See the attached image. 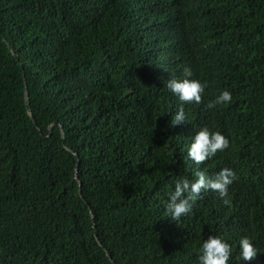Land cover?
<instances>
[{"label": "trees", "instance_id": "trees-1", "mask_svg": "<svg viewBox=\"0 0 264 264\" xmlns=\"http://www.w3.org/2000/svg\"><path fill=\"white\" fill-rule=\"evenodd\" d=\"M186 67L201 104L166 86ZM204 127L230 146L199 165ZM226 167L230 206L167 217L177 180ZM214 235L264 264V0H0V264H201Z\"/></svg>", "mask_w": 264, "mask_h": 264}, {"label": "clouds", "instance_id": "clouds-1", "mask_svg": "<svg viewBox=\"0 0 264 264\" xmlns=\"http://www.w3.org/2000/svg\"><path fill=\"white\" fill-rule=\"evenodd\" d=\"M184 79L171 78L167 81V88L174 93L182 104H201L207 87V82L201 83L196 79H189L192 76L190 68L186 67L183 72ZM232 95L229 91H223L215 100L210 101L206 107L212 109L218 104L230 103ZM187 121L185 110L181 107L173 116L171 124L177 125ZM230 146L229 139L221 132H210L207 127L197 131L188 150L190 157L196 164L202 165L218 152H223ZM198 179L195 182L187 178L177 180L175 190L165 205L167 217L179 222L182 217L191 213L193 205L201 196L202 192L210 190L223 198L225 205L231 204L228 198L229 186L238 179L236 172L231 168H223L214 177H207L204 172L197 173ZM240 255L244 261H251L257 258L259 249L254 246L252 240L243 237L239 241ZM200 261L201 264H228L232 248L229 243L217 236H209L202 244Z\"/></svg>", "mask_w": 264, "mask_h": 264}, {"label": "water", "instance_id": "water-1", "mask_svg": "<svg viewBox=\"0 0 264 264\" xmlns=\"http://www.w3.org/2000/svg\"><path fill=\"white\" fill-rule=\"evenodd\" d=\"M26 95V98H28V96H29V93H28V91H27V89H26V93H25Z\"/></svg>", "mask_w": 264, "mask_h": 264}]
</instances>
